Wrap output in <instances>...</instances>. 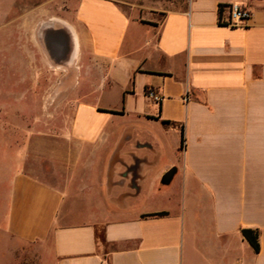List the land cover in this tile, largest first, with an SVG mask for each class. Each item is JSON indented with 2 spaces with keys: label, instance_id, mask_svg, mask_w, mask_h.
Listing matches in <instances>:
<instances>
[{
  "label": "crops",
  "instance_id": "0c3cea01",
  "mask_svg": "<svg viewBox=\"0 0 264 264\" xmlns=\"http://www.w3.org/2000/svg\"><path fill=\"white\" fill-rule=\"evenodd\" d=\"M79 1L86 65L120 104L79 105L69 136L109 155L94 189L84 173L74 194L5 159L0 235L41 246L49 264H264V0H183L155 21ZM231 6L248 20L231 25ZM112 114L146 133L108 134ZM242 229L258 232V252Z\"/></svg>",
  "mask_w": 264,
  "mask_h": 264
},
{
  "label": "rangeland",
  "instance_id": "374dc122",
  "mask_svg": "<svg viewBox=\"0 0 264 264\" xmlns=\"http://www.w3.org/2000/svg\"><path fill=\"white\" fill-rule=\"evenodd\" d=\"M115 1L131 19L144 21L159 20L165 10L184 4L183 0ZM79 4V0H0V165L5 159L16 161L39 180L70 194L77 191L84 173L90 175L93 188L104 166L100 159L109 155L106 146L94 152L70 140L74 111L81 104H120L118 88L97 89L100 74L86 65L82 27L75 20ZM105 122L106 132L116 135L145 134L148 123L133 114H112ZM86 157L94 162L84 167ZM86 206L101 211L105 200L93 198ZM0 264L49 263L41 246L0 235Z\"/></svg>",
  "mask_w": 264,
  "mask_h": 264
},
{
  "label": "built area",
  "instance_id": "2783aa9c",
  "mask_svg": "<svg viewBox=\"0 0 264 264\" xmlns=\"http://www.w3.org/2000/svg\"><path fill=\"white\" fill-rule=\"evenodd\" d=\"M228 16H229V23L231 25H240L241 23L248 20L249 13L245 9L239 6H231L228 9ZM147 96L148 98H150L155 102L159 101V97L151 91H148Z\"/></svg>",
  "mask_w": 264,
  "mask_h": 264
},
{
  "label": "trees",
  "instance_id": "16d2710c",
  "mask_svg": "<svg viewBox=\"0 0 264 264\" xmlns=\"http://www.w3.org/2000/svg\"><path fill=\"white\" fill-rule=\"evenodd\" d=\"M222 10V7L220 8V12ZM147 92V90H146ZM182 144H183V136H182ZM162 214H152V215H148V216H159ZM241 234L243 236V238L250 244V246H252V248L254 249L255 252H258L259 250V246H258V232L254 231V230H249V229H242L241 230Z\"/></svg>",
  "mask_w": 264,
  "mask_h": 264
},
{
  "label": "water",
  "instance_id": "95a60500",
  "mask_svg": "<svg viewBox=\"0 0 264 264\" xmlns=\"http://www.w3.org/2000/svg\"><path fill=\"white\" fill-rule=\"evenodd\" d=\"M174 173V170L173 169H170L168 170L161 178V184L162 185H167L169 184L171 178H172V175Z\"/></svg>",
  "mask_w": 264,
  "mask_h": 264
}]
</instances>
